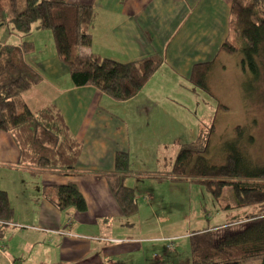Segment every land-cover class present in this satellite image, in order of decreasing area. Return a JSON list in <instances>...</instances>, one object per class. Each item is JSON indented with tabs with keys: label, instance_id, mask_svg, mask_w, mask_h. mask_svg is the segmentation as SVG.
<instances>
[{
	"label": "crops",
	"instance_id": "0c3cea01",
	"mask_svg": "<svg viewBox=\"0 0 264 264\" xmlns=\"http://www.w3.org/2000/svg\"><path fill=\"white\" fill-rule=\"evenodd\" d=\"M65 2L89 6L93 10L90 24L82 27L79 50L120 64L154 56L160 60V65L136 96L116 102L91 85H72L69 69L59 58L61 55L67 57L71 49L62 40L56 44L49 30L34 25L29 35L22 37L8 28L0 45L18 46L30 42L32 49L23 55V60L41 77L37 84L20 95L22 103L32 112L48 106L60 111L70 136L81 145V150L76 173L71 176L38 174L26 166L23 169L17 164L14 166L35 174L30 179L35 184H30L34 197L24 211L30 213L29 221L16 218L12 222L13 212L12 219L0 225V242L7 231L12 232L8 243L19 236L17 247L8 245L7 253L0 252V264H35L34 261L46 264L48 253L36 260L23 255V250L29 254L38 244L50 250L51 244L57 245V257L75 264L174 263L182 254H187L185 250L188 249L177 252L176 238L188 241L193 233L213 230L220 224L189 230L184 235L176 232L167 237L162 235L167 227L183 223L189 215L185 195L193 183L190 178L171 172L181 146L195 142L200 130L187 128L179 122L165 107L167 96L149 93L145 85L158 71H166L169 79L190 81L194 65L216 60L229 36L232 0ZM40 36L45 37V44L37 42ZM215 132L213 128V137ZM207 140L209 144L210 137L207 136ZM0 151H5L4 156H7L1 161L3 164L17 163L18 151L8 133L0 132ZM117 153H125L128 157V173L123 176V184L134 195L136 211L131 215L120 210L108 184L107 176L115 174ZM66 183L76 185L86 202L85 212L58 211L45 199L44 186L50 189ZM222 212L226 218V212ZM75 223L95 225L100 235L98 240L72 232ZM12 224L27 232L12 229ZM161 238L176 241L166 248L163 241L166 239ZM1 247L6 248L5 242ZM161 250L164 257L157 260Z\"/></svg>",
	"mask_w": 264,
	"mask_h": 264
},
{
	"label": "trees",
	"instance_id": "16d2710c",
	"mask_svg": "<svg viewBox=\"0 0 264 264\" xmlns=\"http://www.w3.org/2000/svg\"><path fill=\"white\" fill-rule=\"evenodd\" d=\"M4 1L0 0V27L8 25L10 32L26 37L36 25L49 30L56 42L65 41L71 49L70 56L60 60L68 67L74 87L91 85L116 102L128 101L138 94L160 65V60L154 56L120 64L79 50L82 27L90 24L93 18L89 6L70 5L65 0H21L14 9ZM261 7H264V0H232L230 7L234 33L243 40L241 71L254 78H259L258 62L264 52L261 14L264 9ZM252 8H256L258 14H253ZM257 19L259 21L255 22ZM31 49L30 42L18 46L0 45V132L10 135L18 151V166L30 164L40 173L71 176L69 174L76 173L81 145L70 136L60 111L48 106L32 112L20 99L24 91L41 79L23 60V55ZM221 49L228 54L237 52L228 40L223 42ZM211 65V62L194 65L190 76V81L207 93ZM212 131L210 128V133ZM208 145L207 137L183 144L173 161L171 173L190 178L193 184L206 185L215 197L220 195L222 187L228 186L234 204L223 210L227 211L224 227L219 225L213 230L190 235V255L170 264H228L224 261L254 256H261V264H264V167L252 164L245 154L239 157L234 152L225 156L221 166H211L209 155L208 158L204 156L210 152ZM114 173L107 176L111 192L125 215L134 214L133 192L123 184V176L128 173L127 154L115 155ZM50 189V193L44 191L43 195L56 210L86 211V202L75 184L66 183ZM253 208L256 212L248 214V209ZM12 215L7 194L0 189V222L8 223ZM237 224L238 228H231Z\"/></svg>",
	"mask_w": 264,
	"mask_h": 264
},
{
	"label": "rangeland",
	"instance_id": "374dc122",
	"mask_svg": "<svg viewBox=\"0 0 264 264\" xmlns=\"http://www.w3.org/2000/svg\"><path fill=\"white\" fill-rule=\"evenodd\" d=\"M19 1L16 0L14 4H8L7 6L16 9ZM247 1L249 2L250 0ZM261 9H264V7H261ZM251 11L253 14H258L256 8H252ZM261 14L264 18V12ZM258 21L259 19L255 22ZM8 28V25L0 28V39L6 36ZM227 40L236 48L237 52L233 54H228L222 50L219 52L215 65L211 68V75L208 78V93L191 81L169 79L166 71H158L156 77L149 81L145 88L149 93L165 94L167 96L166 109L169 112H173L176 119L187 128L200 130L196 141L201 138L205 140L207 135L208 138L210 137L209 145L213 149H209L210 152L204 156L208 158L209 155L208 159L211 161V166H214V164L221 166L220 164L223 163L225 156L234 152L238 156L243 153L252 164L264 167V52H262V58L258 62L260 68L259 78H254L250 74L241 71L240 51L243 48V40L234 33V24L231 22ZM37 42L40 45L45 44V37H38ZM62 42L65 43L64 40ZM68 56H70V51ZM199 126H201L200 129ZM212 127L216 131L214 137L210 133V128ZM187 137L183 139L187 141ZM249 139L250 141H248ZM237 141H240L239 146ZM5 153V151H0V189L7 191L8 201L14 212L12 222L16 218L19 221H29L30 213L24 211L26 207L31 205V200L34 197L33 186H30V184H35L30 179L35 174L31 175L14 167L16 164L18 165V155L17 163L15 162L14 165L3 164L1 161L7 157L4 156ZM24 166L28 167L31 172L40 173L30 164L20 165L19 167L23 169ZM69 175H73V173ZM191 186L192 189L185 195L189 204L188 217L184 219L183 223L167 227L164 234H162L163 236L167 237L173 232L178 235H184L189 230L211 227L222 221L224 222L225 218L222 210L234 204L232 190L228 186L222 187L218 197H215L211 188H207L204 184H192ZM45 189H47L46 186L43 187V190ZM24 193L26 196H24ZM183 211H185V208ZM254 212H256V208L248 209L247 211L248 214ZM3 224L5 223L1 224L0 222V225ZM12 225L14 230H21V233L27 232L25 229H19L15 224ZM238 225L231 228H238ZM71 231L94 237L88 238L92 240H98L97 238L100 236L95 225L83 226L75 223V229L73 228ZM11 234L12 232L7 231L2 237L4 240L0 242V252L7 253L8 245L17 247L19 236H15L11 243L7 242ZM176 240H178L176 251L182 253L183 249L188 247L185 250L187 254H182V257L185 258L190 255L187 239L176 238ZM4 242L6 248L1 247ZM47 253L49 257L44 260L46 264H52L53 262L54 264H75L66 258L59 259L57 257L58 247L54 244H51V250L41 244L35 245L29 254L23 250V255H29L31 260H36ZM163 257L164 251L161 250L158 252L156 259L159 260ZM261 261V256H254L243 259L240 264H261ZM33 263L40 264L37 261ZM128 263L126 262V264Z\"/></svg>",
	"mask_w": 264,
	"mask_h": 264
},
{
	"label": "bare ground",
	"instance_id": "6f19581e",
	"mask_svg": "<svg viewBox=\"0 0 264 264\" xmlns=\"http://www.w3.org/2000/svg\"><path fill=\"white\" fill-rule=\"evenodd\" d=\"M54 42H55L56 44L58 43V41L56 42L55 40H54ZM61 57H62V55L59 56V58H61ZM210 62H211V64H212V65H211V68H213V66L215 65V64H214V63H215V60H211ZM210 75H211V72H210ZM209 77H210V76H209ZM208 149H213V147L208 145ZM44 191L47 192V193H50V192H51V189H45V190H43V192H44ZM225 219H226V218H225ZM219 224H220L222 227H224V226L226 225L225 220H224V222L222 221V222H220ZM183 258H184V257H182L181 259H183ZM181 259H180V260H181ZM241 261H243V260H239V261H231V260H229V261H227V262H226V261H224V262H225V263H228V264H229V263L240 264Z\"/></svg>",
	"mask_w": 264,
	"mask_h": 264
},
{
	"label": "built area",
	"instance_id": "2783aa9c",
	"mask_svg": "<svg viewBox=\"0 0 264 264\" xmlns=\"http://www.w3.org/2000/svg\"><path fill=\"white\" fill-rule=\"evenodd\" d=\"M163 241L167 244L166 248H170L171 245L173 244V241H175V239H166Z\"/></svg>",
	"mask_w": 264,
	"mask_h": 264
}]
</instances>
